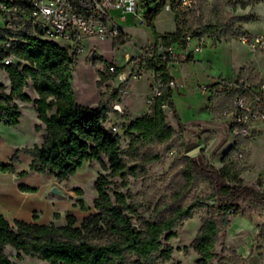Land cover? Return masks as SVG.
I'll return each mask as SVG.
<instances>
[{
  "label": "trees",
  "instance_id": "trees-1",
  "mask_svg": "<svg viewBox=\"0 0 264 264\" xmlns=\"http://www.w3.org/2000/svg\"><path fill=\"white\" fill-rule=\"evenodd\" d=\"M166 1L160 0L156 8L146 13L147 23L154 31L156 51L159 44L169 47L182 40L179 16L188 20L194 10V6L182 9L176 0H172L177 29L161 34L154 20L163 11ZM218 28L215 24L201 23L195 34H214ZM6 35L12 37L11 47L8 51L1 50V59L12 86L9 92L0 93V121L8 125L19 124L22 111L16 99L32 102L42 122L35 128L43 130L44 134L41 143L18 148L10 162L0 160V171L15 172L20 152L31 157L30 170L54 174L58 180H69L84 162L100 160L102 155L108 162H103V166L110 171L100 174L95 182L96 212L80 223L75 215L69 214L68 223L64 225L24 220H15L13 224L0 213V264H20L6 253L8 246L50 264H163L172 258L173 253V246L165 240L177 236L179 227L198 209L210 207V201L220 202L219 212L204 218L190 244L199 255L197 264H212L215 259L218 264H231L238 258L244 259L235 253L220 256L217 245L222 231L240 213L241 201L264 208V191L247 185L240 170H235L231 162L217 168L196 156L182 155L179 159L181 179L169 196L159 199L149 218L138 211L124 191L114 189L111 192L113 181L110 177H119L121 184L126 186L130 175L146 174L149 164L161 161L168 150L177 146L172 143L176 130L167 122L165 104L175 111L180 126L184 125L176 111L173 88L168 85L171 75L164 64L151 62L149 65L162 71V92L151 104L150 113L127 124L125 135L129 143L123 151L121 135L105 127L113 103L122 100L119 89L104 92L97 106L80 104L71 81L78 63L66 48L54 41L41 40L27 29L3 33L0 39L6 40ZM131 40L126 33L115 38L113 45ZM9 53L17 57V63L7 65L3 62ZM108 78L100 71L98 85L102 86ZM30 86L36 90V97L26 91ZM0 87L4 88V84L0 83ZM156 144H164V148L143 150ZM184 146L183 142L180 147ZM26 173V169L20 172L22 175ZM203 184V191L190 198Z\"/></svg>",
  "mask_w": 264,
  "mask_h": 264
},
{
  "label": "rangeland",
  "instance_id": "rangeland-1",
  "mask_svg": "<svg viewBox=\"0 0 264 264\" xmlns=\"http://www.w3.org/2000/svg\"><path fill=\"white\" fill-rule=\"evenodd\" d=\"M138 14L127 13L126 21L121 22L125 29L130 30L134 42L139 46H145L153 40L154 31L147 23L146 13L158 6L160 0H138ZM112 14L119 17L123 14L122 9H112ZM143 21V23H141ZM182 35L180 49L185 44V37L191 36L193 42L200 40L204 46L202 53L190 56L187 61H176L173 63L174 75L182 83L180 87L173 89L176 103V111L184 127L180 126L175 111L166 108L167 122L176 130L172 147L165 153L164 159L148 165V172L139 176L130 175L126 186H123L119 177H110L111 192L114 189L124 191L129 201H133L138 211L145 217H151L154 206L160 198L169 196L172 189L181 179L182 155H192L206 164L220 168L224 163L233 165L235 170H254L246 166L249 152L248 143L243 137H236L230 130L228 120L218 114V111L227 102V95L213 89L214 79L220 76L228 77L240 72L248 75L253 83L263 73L264 53H256L251 47L243 42L246 34H264V0H198L194 10L188 15V20L179 16ZM218 25V32L208 35H196L200 24ZM157 31L161 34L174 32L177 29L176 13L172 8V0H167L163 11L154 20ZM223 34V35H222ZM1 35V34H0ZM132 41V40H131ZM95 44L97 56L89 53L88 48ZM87 51L75 56L77 66L72 72V85L75 90L76 100L80 104H95L99 96L104 92L112 90L104 83L98 85L100 71L111 60L123 63L125 54L129 52L131 45L126 42L114 46L112 41L105 38H94L86 42ZM2 40L0 39V93L11 90V80L2 66L1 59ZM182 50V49H181ZM106 60L104 62L103 60ZM151 78L144 76L141 80L128 85L129 92L122 94V100L113 103L109 119L105 127L113 133L121 135V149L128 148L129 138L125 135V129L130 120L144 115L147 106L145 101L151 94L149 84ZM209 86L208 90L203 88ZM26 91L36 97V90L30 86ZM21 111L22 121L17 125H8L0 121V160L4 163L10 162L12 155L18 148L32 146L41 143L44 131L36 130L35 120L37 112L32 102L16 99ZM37 115V116H36ZM115 127V129H114ZM260 143L253 149L255 162L258 165L264 163V135ZM43 140V139H41ZM246 140V141H245ZM184 147H180L182 143ZM164 144H156L154 147H144L143 150H162ZM242 152L243 156L238 157ZM30 156L20 152L19 161L16 165L20 169L30 170ZM103 162L108 164L107 158L102 155L100 160L94 159L84 162L69 180H58L54 174L51 176L52 183L48 188V195L55 199L60 197V203L66 207L58 208L48 217L47 223L64 225L68 223V215H75L78 223L86 216L96 212L94 201L97 197L95 182L100 174H106L110 170L105 169ZM27 170V171H28ZM42 176V177H41ZM32 174L23 180H34L39 183L43 175ZM245 179V178H244ZM250 179V178H249ZM10 181V176L0 171V181ZM246 181V180H245ZM250 185L257 191H264L257 184ZM56 188L60 193L54 192ZM204 184L195 190L190 198L200 194ZM219 201H210V207L198 209L192 218L186 220L178 229V235L165 240L173 246L172 258L163 264H197L198 253L190 246L199 232L204 218L208 214L219 212ZM241 211L237 217H244L252 222L249 227L241 228L235 233H230L228 228L222 231L221 241L217 245L220 256H231L238 254L241 247H248L249 252L255 253L259 250L264 256V208L249 201H241ZM60 204V205H61ZM233 219V218H232ZM14 224V221H12ZM6 253L20 264H50L48 261L36 256L19 253L14 247L8 246ZM212 264H218L215 259ZM231 264H245L244 259H236Z\"/></svg>",
  "mask_w": 264,
  "mask_h": 264
},
{
  "label": "built area",
  "instance_id": "built-area-1",
  "mask_svg": "<svg viewBox=\"0 0 264 264\" xmlns=\"http://www.w3.org/2000/svg\"><path fill=\"white\" fill-rule=\"evenodd\" d=\"M198 0H176L182 9L196 5ZM138 0H0V34L27 29L35 37L54 41L66 48L73 57L87 51L86 42L94 38H105L112 41L126 34L121 22L126 21L127 13L138 14ZM112 9H122L123 14L117 17ZM12 37L6 35L2 47L8 51ZM243 42L256 53H264V34L252 33L243 37ZM129 52L125 62L110 61L103 72L109 76L104 84L111 89L128 93V85L149 76L150 96L145 101L146 113L151 112V104L162 92L164 85L162 71L150 67L151 62L164 64L171 75L168 85L176 89L182 83L174 75L173 63L187 61L190 56L202 53L204 46L200 40L193 42L191 36L185 37V44L180 49V42L169 47L159 44L157 51L154 43L139 46L129 41ZM121 45V44H120ZM90 54L97 56L95 44L88 48ZM7 65L17 63L13 53L3 58ZM264 70V64H263ZM248 75L220 76L214 79L213 89L227 95V102L218 114L228 120L231 132L236 137L248 138L264 128V71L257 82L253 83ZM208 90L210 87L204 85ZM165 110L168 107L164 105ZM115 129V127H114ZM109 130V129H108ZM243 153L239 152L238 157Z\"/></svg>",
  "mask_w": 264,
  "mask_h": 264
},
{
  "label": "crops",
  "instance_id": "crops-1",
  "mask_svg": "<svg viewBox=\"0 0 264 264\" xmlns=\"http://www.w3.org/2000/svg\"><path fill=\"white\" fill-rule=\"evenodd\" d=\"M126 32L130 35L132 42H134L130 30L126 29ZM155 40V38L153 39ZM153 42V41H152ZM135 43V42H134ZM151 43V42H150ZM149 43V44H150ZM147 45V44H144ZM238 72L237 74H239ZM233 74V75H237ZM241 74V73H240ZM230 75V76H233ZM174 97V96H173ZM101 96L98 97L95 104H89V106H97ZM175 101V100H174ZM176 104V103H175ZM87 105V104H85ZM37 116V115H36ZM23 117V111H22ZM22 117L20 122L22 121ZM42 123L41 120L36 117L35 124ZM264 135V128H262L257 134L252 137L245 138L248 143L247 150L249 152L248 163L246 166L252 167L254 169L244 170L241 173V176L245 178L247 184L257 182L258 186L264 188V163L258 165L255 162L256 155L254 154V148L262 140ZM42 136L40 135V141ZM245 140V141H246ZM31 160V158H30ZM29 160V163H30ZM19 165V164H18ZM16 165L15 172H5L10 176V181H0V213L12 223L15 220H24L27 222H36V223H47L48 217H43L42 213H46L50 216V220L53 216V213L58 210V208L66 207L64 203H60V197L55 199L48 195L49 185L52 183L50 175L47 173H41L34 170H28L26 174L22 175L20 172L25 169H20ZM39 174V177L43 175L42 180L39 183H36L34 180H23V178L30 177L32 174ZM42 177V176H41ZM250 178V179H249ZM24 187H31L32 189H27ZM61 204V205H60ZM252 225V222L249 219L244 217H233L228 230L230 233H235L241 228L249 227ZM259 250L255 253L249 252L248 247H241L238 251V255L244 258L245 264H264V256L260 255Z\"/></svg>",
  "mask_w": 264,
  "mask_h": 264
},
{
  "label": "water",
  "instance_id": "water-1",
  "mask_svg": "<svg viewBox=\"0 0 264 264\" xmlns=\"http://www.w3.org/2000/svg\"><path fill=\"white\" fill-rule=\"evenodd\" d=\"M141 23H143V21ZM53 191L57 192V193H60V191L58 189H56V188H53Z\"/></svg>",
  "mask_w": 264,
  "mask_h": 264
}]
</instances>
